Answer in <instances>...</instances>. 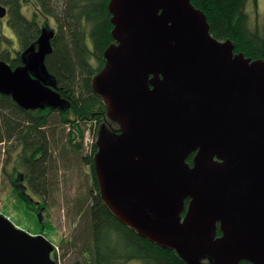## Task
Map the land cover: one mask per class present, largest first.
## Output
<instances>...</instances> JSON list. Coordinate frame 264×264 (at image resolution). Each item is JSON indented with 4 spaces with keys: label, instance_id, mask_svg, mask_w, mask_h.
<instances>
[{
    "label": "water",
    "instance_id": "1",
    "mask_svg": "<svg viewBox=\"0 0 264 264\" xmlns=\"http://www.w3.org/2000/svg\"><path fill=\"white\" fill-rule=\"evenodd\" d=\"M109 11L114 42L92 79L118 126L95 138L103 202L186 264H264V60L216 39L191 0H111ZM55 34L43 29L21 66L0 60V97L70 108L46 64ZM55 249L0 215V264H58Z\"/></svg>",
    "mask_w": 264,
    "mask_h": 264
},
{
    "label": "trees",
    "instance_id": "2",
    "mask_svg": "<svg viewBox=\"0 0 264 264\" xmlns=\"http://www.w3.org/2000/svg\"><path fill=\"white\" fill-rule=\"evenodd\" d=\"M191 1L206 14L211 34L216 39L230 40L235 45V52L243 53L247 58L264 60V15L258 11L262 20L252 23L247 11L249 0ZM0 2L8 11L4 19L0 18V60L13 68L21 66L22 53L36 43L42 30H55L54 52L47 57L46 64L57 80L58 92L70 104L65 111H25L10 96L0 97L2 174L15 197L33 209L39 205L47 210L46 197L60 158L56 155L58 146L54 143V139L58 141L57 130L52 132L51 128L59 124L69 125L68 144L80 152L85 136L81 124L96 121L91 154L87 157L95 194H88L90 201L84 211L90 216L87 229L92 231L89 264L132 261L141 264H186L174 251L139 237L133 229L120 223L99 195L100 187L93 165V157L97 153L95 138L104 126L118 127L110 123L103 99L92 88V79L105 65L103 52L114 42L112 15L108 9L110 0ZM255 3L257 5V0ZM27 6L34 7L30 15L24 12ZM5 26L14 32L17 40L4 33ZM55 115H58V122ZM77 138L80 142H76ZM188 162L192 163V156ZM29 193L42 201L30 197ZM113 243L117 246L112 247Z\"/></svg>",
    "mask_w": 264,
    "mask_h": 264
},
{
    "label": "rangeland",
    "instance_id": "3",
    "mask_svg": "<svg viewBox=\"0 0 264 264\" xmlns=\"http://www.w3.org/2000/svg\"><path fill=\"white\" fill-rule=\"evenodd\" d=\"M255 2L256 0H249L247 5L252 23L262 20L259 12L264 15V0H257V5ZM33 11V6L24 8L27 15ZM4 33L17 40L14 32L7 26L4 27ZM71 118L74 117L71 116ZM55 120L58 122V115H55ZM88 122L90 123L81 124L85 136L80 152L75 151L68 144L69 125L62 126L59 124L51 128L52 132L54 129L57 130L58 141L54 139V143L58 146L56 155H59L60 158L57 156L59 158L57 172H55V178H53L49 194L46 197L47 210L41 209V206L33 209L26 202L15 197L13 189L9 188L2 174L4 157L1 156L3 152L0 150V207L4 213H0V215L3 214L16 227L31 235L36 236L43 232V235L56 248L53 252V258L58 264H89L91 259L88 249L92 240V231L87 229L90 216L84 211L90 201L87 198L88 194L92 195L93 178L90 166L87 164V157L91 154V145L94 141L93 134L97 129V122ZM76 142H80L79 138ZM15 193H18L17 190ZM32 197L39 200L35 196ZM111 246L116 247L117 244L113 243ZM123 264L141 263L132 261Z\"/></svg>",
    "mask_w": 264,
    "mask_h": 264
},
{
    "label": "bare ground",
    "instance_id": "4",
    "mask_svg": "<svg viewBox=\"0 0 264 264\" xmlns=\"http://www.w3.org/2000/svg\"><path fill=\"white\" fill-rule=\"evenodd\" d=\"M110 2H111V0H110ZM110 2H109V4H110ZM109 4H108V9H109ZM41 37V34H40V36H39V38ZM39 38L37 39V41L39 40ZM36 41V42H37ZM111 45V44H110ZM110 45H108V47L104 50V54H105V52H106V50L110 47ZM95 156V155H94ZM93 165H94V157H93ZM92 193H94L93 191H92ZM95 194V193H94ZM99 195H100V197H101V192H100V189H99Z\"/></svg>",
    "mask_w": 264,
    "mask_h": 264
},
{
    "label": "flooded vegetation",
    "instance_id": "5",
    "mask_svg": "<svg viewBox=\"0 0 264 264\" xmlns=\"http://www.w3.org/2000/svg\"><path fill=\"white\" fill-rule=\"evenodd\" d=\"M27 190L25 189V192H26ZM188 203H189V201H188ZM39 205H37V207H38ZM222 236V233H221V231H220V229H218V234H217V237H221ZM203 264H209L208 263V261H204V263Z\"/></svg>",
    "mask_w": 264,
    "mask_h": 264
},
{
    "label": "built area",
    "instance_id": "6",
    "mask_svg": "<svg viewBox=\"0 0 264 264\" xmlns=\"http://www.w3.org/2000/svg\"><path fill=\"white\" fill-rule=\"evenodd\" d=\"M2 212V208L0 207V213Z\"/></svg>",
    "mask_w": 264,
    "mask_h": 264
}]
</instances>
